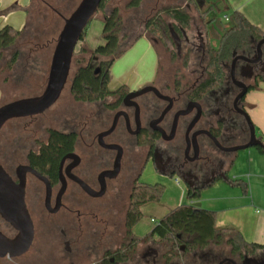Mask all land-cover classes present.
Masks as SVG:
<instances>
[{
    "label": "flooded vegetation",
    "instance_id": "flooded-vegetation-1",
    "mask_svg": "<svg viewBox=\"0 0 264 264\" xmlns=\"http://www.w3.org/2000/svg\"><path fill=\"white\" fill-rule=\"evenodd\" d=\"M81 1L34 0L33 9L38 4L40 13H44L42 19L52 13L64 21ZM67 10L71 13L65 16ZM152 18H146L145 32L129 45L122 47L119 36L120 46L126 50L138 38L150 41L157 54L152 78L137 87L126 83L115 90L108 86L109 80L111 94L95 101L77 100L72 86L78 70L92 69L103 85L107 70L111 75L116 60L107 67L109 58L96 54V47L81 48L75 59L78 67L67 81L69 93L74 103H96L99 108L90 113L55 111L34 128L39 134L33 135L30 146L12 150L9 136L1 142L0 164L15 182L25 178V202L35 236L27 253L0 258V264H215L208 251L193 249L190 258L177 253L172 256V243L157 236H137L134 228L139 222L131 230L128 220L137 212L143 217L149 203L145 201L151 185L144 180L147 174L155 176L156 181L175 177L179 183L184 182L190 204L195 201V193L201 195L206 186L227 176L236 155L232 149L249 141L242 111H247L248 92L264 80V45L261 56L257 53L264 35H251L246 44L238 42L230 59L221 63L223 79L216 82L213 62L220 43L212 45L209 24L195 23L192 35L187 32L189 27L171 19L166 22L167 30L154 34L151 40ZM82 40L86 36L77 46ZM21 59L20 50L13 67L20 66ZM245 86L248 92L243 95ZM55 104L42 114L15 119L35 120ZM46 153L52 160L44 159ZM19 155L23 159L13 162ZM0 221V230L14 237L16 230L1 216ZM178 238L177 248L188 249L181 234ZM33 247L32 258L23 261ZM225 258L237 264L244 259L231 254Z\"/></svg>",
    "mask_w": 264,
    "mask_h": 264
},
{
    "label": "rangeland",
    "instance_id": "rangeland-1",
    "mask_svg": "<svg viewBox=\"0 0 264 264\" xmlns=\"http://www.w3.org/2000/svg\"><path fill=\"white\" fill-rule=\"evenodd\" d=\"M130 1L131 0H105L104 7L97 11L85 29L86 40L79 42L76 48L77 53L74 54L70 79L78 67L75 62L78 51L85 47L88 50H92L98 45L105 43L103 37L104 17L105 14H108L115 6H118L121 15L122 31L119 33V36L121 38L122 47L129 45L139 34L145 32L144 22L146 18L157 11L162 12L163 8L168 6H179L190 14L192 24H190L187 32L192 35H195V23L204 25L209 19H213L212 26H214L216 36L211 35L210 39L212 45L217 46L220 41V36L223 34V28L230 25V21H227L225 17L228 16L231 18L236 9L231 2L232 0H197L193 3L182 0H142L139 8L130 7ZM210 6L212 7L211 10ZM36 7L38 9H36ZM41 10L42 8L39 9L38 4L35 5L30 19L31 27L35 28V30L39 29L41 33H37L38 35L35 38L24 36L18 41V47L22 52L20 66L13 68L8 67L7 63L10 58V53H8V59H3L0 64V80L2 81L4 79V82H2L4 98L0 105L19 98L39 95L46 86L52 52L64 21L52 13L47 15V19H42V14L44 13H40ZM70 13L71 10L65 11V16H68ZM161 14L165 22L172 21L165 14ZM153 36L154 34L149 36L151 40ZM158 49H161V46H158ZM161 63L167 65L165 61H161ZM156 67L157 54L155 48L145 37L138 38L114 61L111 67V79L108 86L112 90L126 83H129L133 87H137L152 78ZM98 108L99 106L96 103L87 105L74 103L69 93V84H67L60 100L47 111L44 116H40L35 120L14 119L10 121L0 133V144L9 136L8 145L12 150L20 148L21 145L30 146L33 141V135L39 134V132L35 133L33 131L34 128L36 129L38 123L47 120V117L49 119L55 111L64 113L67 109H71L76 112L87 111L90 113L95 112ZM249 150H251V148L243 150L239 154H247ZM19 159H23L22 155L15 157L13 162ZM234 172L239 175L238 177L240 179H243L244 182L248 184V191L254 195L257 209L264 210V177L253 179L251 184V182H249L250 172L246 163L241 169L239 168ZM232 173L233 172H231V174ZM144 180L151 183V185L160 182L164 185V191L160 201H153L147 204L144 215L137 224L136 230H134L135 234L140 237L149 235L156 226V223L152 222V218L160 222L164 215L170 210L181 204L190 203L186 185L184 182L178 185L175 177H167L161 181H156L155 176L147 174ZM227 192L230 191L223 184L218 188L206 186L199 200V202H201V207L216 211V207L220 204V199ZM163 213L165 214L162 215ZM34 249L35 247H33L22 260L26 262L29 261L32 258ZM230 249V246L226 244L222 246L211 244L204 252H210V255H213L214 259H216L214 263L217 264L219 260L224 259V257L230 254ZM176 253L179 255L183 254L186 258L192 256V251L186 248L184 250L177 248ZM61 264H68V262H62Z\"/></svg>",
    "mask_w": 264,
    "mask_h": 264
},
{
    "label": "trees",
    "instance_id": "trees-1",
    "mask_svg": "<svg viewBox=\"0 0 264 264\" xmlns=\"http://www.w3.org/2000/svg\"><path fill=\"white\" fill-rule=\"evenodd\" d=\"M188 3H193L197 0H182ZM105 0H102L100 9L104 7ZM130 3V4H129ZM128 4L132 8H139L142 0H131ZM212 7L210 6V10ZM209 10V11H210ZM165 14L170 19L177 21L181 26L188 28L190 26L191 16L181 7L168 6L163 8L162 12L157 11L152 16L150 21L149 31L152 34L160 35L164 30H167L166 22L162 16ZM105 22L103 34L106 39L104 45H98L95 48V53L104 55L109 58L107 67L120 57L126 48L120 46L119 33L122 31V21L120 10L118 6L105 14ZM212 20L209 19L210 35L216 36ZM230 25L223 28V34L220 36L219 48L215 49L214 54V74L216 82H221L223 79V71L221 63L230 59L232 52L238 42L247 43L251 35L261 38L264 35V30L250 22L245 14L239 10H235L232 17L229 18ZM22 31H19L9 25L0 28V64L6 58L7 52L10 53L8 59V67L12 68L18 61L20 50L17 43L22 36ZM85 32L81 39H84ZM83 51L85 48H82ZM111 75L109 70L106 72L105 83L102 85L101 79H96L93 75L92 69L86 67L81 68L76 73L74 83L72 86V94L77 100L95 101L104 98L111 94L107 88V83ZM261 152H264L263 147H258ZM49 154H45L44 159L52 160ZM164 191V185L155 184L150 185L146 193V202L160 201ZM201 195L195 193V199H200ZM142 214L140 212L129 216L128 225L130 229L141 220ZM130 233L132 234V231ZM178 234L187 242L188 250H206L211 244L222 246H230V254L240 257L257 256L264 252V244L258 242L246 241L240 231L234 227L218 228L216 226V211L197 207L193 204H181L170 210L160 222L152 229L147 238L159 237L173 244L172 250L169 253L174 256L178 243L180 242Z\"/></svg>",
    "mask_w": 264,
    "mask_h": 264
},
{
    "label": "water",
    "instance_id": "water-1",
    "mask_svg": "<svg viewBox=\"0 0 264 264\" xmlns=\"http://www.w3.org/2000/svg\"><path fill=\"white\" fill-rule=\"evenodd\" d=\"M101 1L82 0L70 16L64 19V25L54 47L47 83L43 92L0 105V132L8 121L42 114L57 102L67 84L77 43L97 13ZM263 45L264 38L259 41L257 46L259 56L262 54ZM247 92L248 87L245 86L243 95ZM242 113L247 122L250 137L246 144L232 149L236 154L233 164L241 151L252 147H264L263 142L257 136L255 125L248 112L242 111ZM27 169L44 179L32 168ZM226 179L227 176L223 178V180ZM191 204L201 207L199 201H192ZM0 216L17 232L14 237H9L0 230V258H14L27 253L34 241L35 228L25 202V178L23 177L20 183L15 182L1 164ZM230 263L237 264L236 260L232 258H225L218 264ZM242 264H264V252H261L259 256L245 255Z\"/></svg>",
    "mask_w": 264,
    "mask_h": 264
},
{
    "label": "crops",
    "instance_id": "crops-1",
    "mask_svg": "<svg viewBox=\"0 0 264 264\" xmlns=\"http://www.w3.org/2000/svg\"><path fill=\"white\" fill-rule=\"evenodd\" d=\"M231 2L235 10L243 12L251 23L264 30V0H232ZM33 3L34 0H0V28L9 25L22 31L20 39L24 36L34 38L33 34L38 33L39 30H35L30 25ZM2 82L4 79L0 80V103L4 98ZM245 101L257 136L264 145V80L248 92ZM245 163L249 168L251 184L253 179L264 177V152H261L258 147H252L247 154H239L227 172L226 180H216L209 185V187L218 188L223 184L230 191L222 196L219 206L216 207V226L237 228L246 241L264 244V210L257 209L254 195L248 191V184L234 172L241 169ZM199 200L195 199V201ZM136 228L137 225L134 230Z\"/></svg>",
    "mask_w": 264,
    "mask_h": 264
},
{
    "label": "built area",
    "instance_id": "built-area-1",
    "mask_svg": "<svg viewBox=\"0 0 264 264\" xmlns=\"http://www.w3.org/2000/svg\"><path fill=\"white\" fill-rule=\"evenodd\" d=\"M225 19L228 21L229 20V17H225ZM178 185H180L179 181H176Z\"/></svg>",
    "mask_w": 264,
    "mask_h": 264
}]
</instances>
